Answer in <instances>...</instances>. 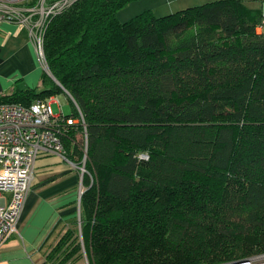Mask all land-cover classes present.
Returning <instances> with one entry per match:
<instances>
[{
  "label": "trees",
  "instance_id": "trees-1",
  "mask_svg": "<svg viewBox=\"0 0 264 264\" xmlns=\"http://www.w3.org/2000/svg\"><path fill=\"white\" fill-rule=\"evenodd\" d=\"M134 1L75 0L48 21L39 85L0 94L28 105L65 89L83 116L61 135L66 157L85 156L79 218L47 257L66 244L59 264L82 248L88 264L264 251L262 10L213 0L119 21Z\"/></svg>",
  "mask_w": 264,
  "mask_h": 264
},
{
  "label": "built area",
  "instance_id": "built-area-1",
  "mask_svg": "<svg viewBox=\"0 0 264 264\" xmlns=\"http://www.w3.org/2000/svg\"><path fill=\"white\" fill-rule=\"evenodd\" d=\"M74 1L35 0L29 3L25 0H0V22H13L27 29L28 38L33 44L37 58L43 70L48 72L43 51L44 33L48 21ZM61 94L64 100L67 98L74 103L79 113L77 118L64 116L62 109L60 113L55 114L51 108L53 96L36 99L28 105L0 102V248L18 232L20 212L34 181L37 159L47 154H57L65 158L66 152L61 135L67 126L83 123V116L70 93L63 89ZM84 139L86 147V133ZM141 157L148 158L145 154ZM84 162L85 156L78 165L79 194L83 189ZM85 264H88L87 260ZM224 264H264V251Z\"/></svg>",
  "mask_w": 264,
  "mask_h": 264
},
{
  "label": "crops",
  "instance_id": "crops-1",
  "mask_svg": "<svg viewBox=\"0 0 264 264\" xmlns=\"http://www.w3.org/2000/svg\"><path fill=\"white\" fill-rule=\"evenodd\" d=\"M178 1L173 0L177 3L173 8L183 9ZM171 7H164L162 12L174 10ZM40 68L27 29L13 22H0V94L39 85ZM58 97L64 102L61 94ZM79 173L78 164L68 157L47 154L37 159L34 181L20 212L18 232L0 248V264L46 261L50 249L77 217Z\"/></svg>",
  "mask_w": 264,
  "mask_h": 264
},
{
  "label": "rangeland",
  "instance_id": "rangeland-1",
  "mask_svg": "<svg viewBox=\"0 0 264 264\" xmlns=\"http://www.w3.org/2000/svg\"><path fill=\"white\" fill-rule=\"evenodd\" d=\"M208 1H213V0H179L178 2L181 3V4H179L180 6L183 5V6H181L182 8L183 7L185 8V7H189V6H192V5H198V4H201V3H204V2H208ZM242 1L248 7L253 8V9H257L258 8V9H261L262 12H264V0H242ZM156 5H158V7ZM174 5H177V3H174L173 0H169V1H167V0H140V1H136V2L130 3V4L126 5L125 7H123L122 9H120L118 11L117 17H118L119 21H121V22L127 21L131 17L141 13L142 11H144L146 9H151L155 13V15H161L159 13H163L162 15H165V14L169 13L170 11L172 13V12H175V11L179 10V8H176L178 6L173 8ZM167 6L168 7L172 6L171 8L174 9V10H164V12H162L163 11L162 9L164 7H167ZM151 7H154V8H151ZM171 8H169V9H171ZM37 61H38L39 66L41 67L40 68V72L42 73L43 69H42V66H41L38 58H37ZM58 96H59V94L52 98V102H51L52 111L55 114H58V113H60V111L62 109L64 114H70L72 112V110H73V104L71 102H69L67 100V98L64 100V102H61L59 100ZM78 138H80V139L82 138L83 146H84L83 149L85 151V139H84L83 133H79ZM76 228H77V230L79 232V225ZM77 241L82 242L81 238H80V235L78 236ZM70 246H72V244ZM70 246H68V244H66L62 248V250H60L59 252L54 254V256L51 259H49L48 257H45L46 261H42L40 264H59L60 260L64 256V254L70 250ZM65 248H67V249L65 250ZM77 254H75L73 256V258H75ZM79 257L80 258L74 264H84L86 262L87 258H86L85 253L83 252V250L80 251V256ZM71 261H73L72 258L70 260L66 261L63 264H73Z\"/></svg>",
  "mask_w": 264,
  "mask_h": 264
},
{
  "label": "water",
  "instance_id": "water-1",
  "mask_svg": "<svg viewBox=\"0 0 264 264\" xmlns=\"http://www.w3.org/2000/svg\"><path fill=\"white\" fill-rule=\"evenodd\" d=\"M61 97H64L63 94H61ZM222 264H224V263H222Z\"/></svg>",
  "mask_w": 264,
  "mask_h": 264
}]
</instances>
